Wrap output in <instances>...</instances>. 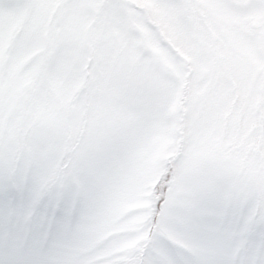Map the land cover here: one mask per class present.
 Returning <instances> with one entry per match:
<instances>
[{
  "label": "snow or ice",
  "instance_id": "obj_1",
  "mask_svg": "<svg viewBox=\"0 0 264 264\" xmlns=\"http://www.w3.org/2000/svg\"><path fill=\"white\" fill-rule=\"evenodd\" d=\"M0 264H264V0H0Z\"/></svg>",
  "mask_w": 264,
  "mask_h": 264
}]
</instances>
